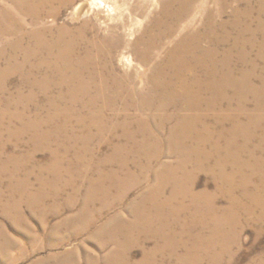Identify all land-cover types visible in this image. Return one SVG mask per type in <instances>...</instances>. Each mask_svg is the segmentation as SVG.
I'll use <instances>...</instances> for the list:
<instances>
[{"label": "rangeland", "instance_id": "rangeland-1", "mask_svg": "<svg viewBox=\"0 0 264 264\" xmlns=\"http://www.w3.org/2000/svg\"><path fill=\"white\" fill-rule=\"evenodd\" d=\"M201 2L202 0H198L196 7ZM227 3L223 8L218 0H208L207 12L201 13L196 8L194 14L183 19L180 33L171 39L162 40V48L151 52L153 56L160 54L158 66L166 69L165 76L157 79V86L172 83L169 78V73H172L174 84L167 89H162L161 86L163 94L175 92L176 100L185 101L183 92L193 93L192 86H183L180 83L178 75L182 71H171L170 67L167 69V54L187 36L204 32L212 35L209 37L212 41L203 40L201 46L208 54L212 52L216 55L214 59L218 63L216 66L209 63L206 70L217 68L219 84L223 85L220 88L221 95L226 100L222 110L204 112L208 111L204 108V118L207 115V122L218 127L217 118L221 115L225 121L224 131L229 133L232 125L226 116L242 115L236 119L235 131L254 137V140L239 138L237 145L232 147V152H240L241 162L235 163L230 158L226 163L221 161L227 148L226 140L223 139L220 145L217 144L220 149L217 152L212 139L210 144L200 146V159H206L204 166H186L179 175L183 171L187 173L185 180L188 184H194L195 193L216 196L217 207L225 216L227 214L224 211L231 205L228 189L233 191L235 198L239 197V201L248 204L244 197L245 192L253 195L252 187L256 190L255 186L260 183L259 176L254 172L257 162L253 164V168L252 163L246 166V161L251 158L248 149L256 151L253 159H264V115L263 120L255 118L256 115L264 114V111L258 112L261 106L258 104H264V14H258L261 11L259 0H227ZM81 5H85V11L77 16L74 12ZM178 8L180 3L177 4L174 0H70L61 5L53 4L49 10L56 14L47 15L40 20L39 25H45L52 33L46 36L47 41L54 40L62 27L68 28L71 36L85 25V43L82 50L78 49L77 52L83 55L86 43H92L90 40L96 37L95 33L100 38L120 36V48L116 47V51L110 55L106 54L109 52L110 42L99 39V43L95 44L97 47H92L94 63L110 65V72L128 76L123 78L126 87H136L145 93L152 88V83L146 78L157 68V61L153 59L146 64L139 62L140 57L146 56L147 40L152 38L147 34L150 31L155 35L158 33L153 25L162 17L164 9L176 12ZM218 10H221V16L217 15L220 12ZM208 18H212L213 29L204 28L205 23L210 22ZM28 23L32 28L31 20ZM189 24L191 28L186 29ZM139 40L146 43L139 45ZM22 58L21 56L20 60ZM157 71L161 72L158 68ZM205 80L204 83L207 82ZM225 81L228 83L223 84ZM194 89L200 91V88ZM215 89L211 87L205 97L209 100L217 98L219 95H215ZM51 94L58 98L55 105L59 110L71 107L70 100H66V97L59 98V89ZM154 103L160 104L158 100ZM230 108L233 111H229ZM245 110L247 112L244 114L242 111ZM128 114L139 116L136 111H108L103 116L107 123L116 115L122 119ZM62 115L53 117L49 100L43 90L36 87L33 89L20 75L13 76L6 82L5 92L0 95V264H111L108 256L112 252H118L113 264H141L145 252L155 247L154 240L144 248L138 234L133 235V231L128 232L125 229L119 235L117 244H106L105 249H101L107 235L105 239L100 237L98 240L95 234L104 223L114 229L119 224L133 222L141 202L156 185L157 180L152 178L134 189L126 184L129 178L137 179L142 172V164L139 165L141 159L136 151L130 152L131 158H128L125 167L121 162L109 163L108 158L116 153L115 148L124 150L129 146L136 149L132 142L128 144L122 130L115 134L107 131L100 138L96 131L88 133L84 126H79V114H73L68 124L64 122L66 117ZM167 115L177 117L175 109H169ZM174 119L167 126L164 138L177 125L179 118ZM226 133L224 135L227 136ZM90 137H93V143L90 144L95 152H87L86 156L81 141ZM141 138L137 136L135 139L139 142ZM95 145H101L102 148L98 150ZM186 155L195 164L201 162L193 152ZM163 161L177 160L164 158ZM157 167L158 165L155 170ZM123 179L126 180L124 186L128 187L126 192L117 189V184L123 183ZM244 182L249 185L248 189ZM101 189L109 195V207L102 206V200L89 205L88 201L94 199L96 192ZM260 189L262 192L258 195L264 197V188ZM220 190L227 193L222 195ZM170 191L168 189L166 195ZM97 195L102 197V194ZM70 203L72 205L69 206ZM86 209L90 213L88 220L86 219L88 223L86 220L82 221L80 216H84ZM258 214L256 212L252 217L241 211L236 216V221L232 222L234 225L229 226L228 229L231 232L235 230L233 233L239 236L232 248L231 264H255L264 258V222L256 221ZM85 223L86 228L83 225ZM175 229L176 227L172 230ZM234 236L232 234L231 240L235 239ZM119 245L124 246L125 250H119ZM165 253L158 256L157 262L176 264L175 259L170 258L169 252ZM179 254L182 256L183 251ZM222 264H228L227 260Z\"/></svg>", "mask_w": 264, "mask_h": 264}, {"label": "bare ground", "instance_id": "bare-ground-1", "mask_svg": "<svg viewBox=\"0 0 264 264\" xmlns=\"http://www.w3.org/2000/svg\"><path fill=\"white\" fill-rule=\"evenodd\" d=\"M69 1L0 0V95L5 92V84L8 79L20 75L25 83L30 84L33 89L36 87L43 90L45 97L49 100L50 110L54 114L53 117H60L59 115L64 113L62 115L66 117L64 122L66 121V124H68L70 117L77 113L79 114V126H84L88 133L96 131L100 138H103L102 136L107 131L115 134L118 130H122L128 139V144L132 142L136 149L133 150L132 147L126 145H124L126 146L124 150L115 148L116 153L109 157L108 161L113 164L114 162H121L125 167L129 161L128 158H131L130 152L136 151L141 159L139 165L142 164V172L137 179L129 178L130 180L126 183L127 179L125 178L126 180L123 179V183L117 184L119 187L117 189L120 192H126L127 185L134 189L137 185L147 183L152 178L157 180L156 185L148 191V195L141 202L140 209L137 211L138 214L133 222L119 224L114 229L109 228L108 223L98 227L95 234L98 240L100 237L105 239V235H107L106 242L100 244L101 249H105L106 244L107 246L114 242H116L114 244H117L122 230L127 229L128 232L133 231V235L138 234L145 246L144 248L153 240L156 243L153 249L145 252L141 264H164L163 262H157V258L164 255L165 252H169L170 258L172 260L174 258L176 264H222L225 260L228 264H231L232 248L239 236L233 233L235 230L231 232L228 228L232 222L236 221V216L243 211L245 215L254 217L257 212V214H260H258L256 221L264 222V197L258 195L262 192L260 187L264 188V159H253L256 151L248 149L251 158L246 161V166L252 163L253 168V164L257 162L254 172L259 176L260 183L255 186L256 190L252 187L253 195L245 192L244 197L247 199L248 204L242 200L239 201V197L235 198L233 191L228 189L231 205L224 211L227 216L217 207L216 196L195 193L194 184H188L185 180L187 173L185 171L180 175L179 173L186 166L196 165L201 167L203 165L206 159L203 158V161L200 159L202 154L200 146L210 144L213 139L215 149L220 152L217 144L225 139L227 148L221 161L227 163L231 158L237 163L241 162L242 155L240 152L239 154L233 153L232 147L237 145L239 138L245 137L248 141H253L254 137H247L235 131L236 119L242 115L226 116L232 125V131L229 133L224 131L225 121L222 120L221 115L217 118L216 125L218 127L211 126L207 122V115L204 118V108L208 110L204 112L222 110V105L226 100L221 95L222 90L220 88L223 85L219 84L217 68H213L211 71L206 70L209 63H212L213 66L218 63L214 59L216 55L212 52L208 54L207 50L201 46L203 40L212 41V38H209L212 36L210 33H196L187 36L169 50L167 54V69L170 67L171 71L173 69L182 71L178 75L180 83L183 86H192L193 93L183 92L185 101L182 99L181 101L176 100L175 92H171L173 94L164 92L163 94L162 89H167L171 84L172 86L174 84L175 79L172 73H169L172 83L157 86V79L159 80V77L165 76L166 69H163V66H158L160 54L153 56V53H151L155 49L162 48V40L171 39L181 32L180 26L183 19L194 14L196 8L197 10L200 9L201 13L207 12L206 4L208 0H202L201 5L197 7L198 0H174L177 4L180 3V8L176 12L173 11L174 13L164 9L162 17L156 20L153 25L158 33L155 35L153 31H150L147 35L152 36V38H149L147 43L144 40L138 41L139 45L144 42L147 45L146 56L140 57L139 62L146 64L153 59L157 61V68L161 71L158 73L156 68L146 78L152 83V88L145 93L139 91L136 87H126L123 78H128V76L110 72V65L94 63L95 57L92 54V47H97L95 44L99 43V39H103L106 43L110 42L109 52L106 53L110 55L113 51H116V47L120 48L122 44L120 36L114 37L115 39L113 35L111 38L109 36L100 38L94 32L96 37L90 40L92 43H86L84 55L77 52L78 49L82 50L85 43V25L71 36H69V29L62 27L59 29V35L55 36L54 40H46V36L52 33L45 25L41 24L40 27V20L47 15L56 14L49 10L50 7H53V4L61 5ZM218 1L220 6L223 5L221 6L223 8L228 4L227 0ZM259 1L261 11L258 14L262 15L264 14V0ZM173 3L175 4V2ZM83 11H85V5H81L74 13L79 16ZM218 11L220 12L217 15L221 16V10ZM208 19L210 22L207 21L204 28L213 29L212 18ZM29 20H31L32 28L28 23ZM190 28L191 25L189 24L186 29ZM263 50L262 57L264 58ZM102 53L105 55L104 52ZM102 53H100V56L103 58ZM21 56L23 57L22 60H20ZM100 56L99 58H101ZM204 80L207 82L204 83ZM227 83L228 81L223 82V84ZM161 86H163L162 89ZM211 87L216 88L213 92L219 96L209 100L205 95L206 92L209 93ZM194 88H200V91L197 92ZM56 89L60 90L59 98L66 97V100H70L71 107L64 110H59L56 107L55 101L58 98L51 94ZM156 100L160 104L155 105ZM259 105L261 106L258 108V112L262 113L264 104ZM169 109H175L177 117H174L176 115L168 116ZM108 111H123L124 113L136 111L139 116L128 114L119 119V116L116 115L106 123L103 115ZM229 111H233V109L230 108ZM242 112L245 114L247 110ZM263 115H256L255 118L263 120ZM174 118H179V121L170 130V135L168 133V137L164 138L167 126L175 120ZM217 128L221 130L219 131ZM225 133L230 136V139L227 140L228 135H224ZM137 136L142 137L139 142L135 139ZM92 138L81 141L82 148L86 150V156L87 152H95L90 144L93 143ZM95 146L98 150L102 148L101 145ZM190 151L201 160L200 163H193L190 156L186 155L191 153ZM241 152H243L242 148ZM262 153L264 154V150ZM164 158H175L177 161H163ZM157 165L158 167L155 170ZM66 172L69 173V170ZM248 178L250 177L248 176ZM125 183L127 185L124 186ZM244 183L245 188L248 189L249 185L246 182ZM168 189L171 191L166 195ZM96 193L102 194V197L100 198L96 194V197L89 200L88 204L102 200L104 201L102 206L109 207V195L107 196L103 189L98 190ZM220 193L222 195L226 194L222 190H220ZM118 198L119 196L116 199ZM80 216L82 221L86 220L90 216L88 209H86L84 216L83 214ZM183 216L185 217L183 218ZM87 223L83 224L84 227ZM174 227L176 229L173 231ZM178 227H181V229L177 230ZM109 233H111L110 237H108ZM232 234L233 236L236 235L234 236L235 241L231 240ZM118 249L125 250V247L119 245ZM180 251H183L182 256L179 254ZM117 254L118 252L109 254L108 261L111 264L116 261ZM118 259L120 260V258ZM255 264H264V258Z\"/></svg>", "mask_w": 264, "mask_h": 264}]
</instances>
